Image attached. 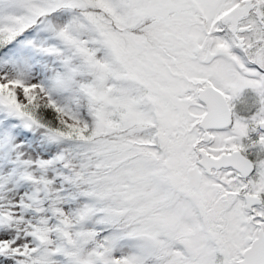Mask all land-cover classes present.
<instances>
[{
  "label": "snow or ice",
  "instance_id": "1",
  "mask_svg": "<svg viewBox=\"0 0 264 264\" xmlns=\"http://www.w3.org/2000/svg\"><path fill=\"white\" fill-rule=\"evenodd\" d=\"M0 264H264V0H0Z\"/></svg>",
  "mask_w": 264,
  "mask_h": 264
}]
</instances>
